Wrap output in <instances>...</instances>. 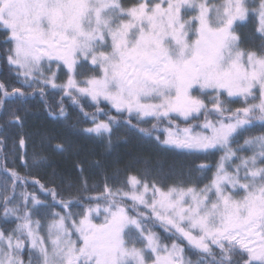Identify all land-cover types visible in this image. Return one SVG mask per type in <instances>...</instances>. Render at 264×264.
<instances>
[{"label": "snow or ice", "instance_id": "6c2138e0", "mask_svg": "<svg viewBox=\"0 0 264 264\" xmlns=\"http://www.w3.org/2000/svg\"><path fill=\"white\" fill-rule=\"evenodd\" d=\"M0 62V264H264V0H0ZM37 96L53 120L69 99L107 149L124 128L203 162L137 159L142 175L116 168L102 190L54 169L29 191L73 149L21 133L25 173L7 166L12 105Z\"/></svg>", "mask_w": 264, "mask_h": 264}, {"label": "trees", "instance_id": "16d2710c", "mask_svg": "<svg viewBox=\"0 0 264 264\" xmlns=\"http://www.w3.org/2000/svg\"><path fill=\"white\" fill-rule=\"evenodd\" d=\"M250 27L249 25L247 28L243 29V31L248 32ZM5 72L6 69L3 67V62H0V80L4 78L3 74ZM60 95V93H57L54 96H50L49 102L54 104L57 103L60 100ZM64 104L69 112L67 120L51 119L44 105L39 101L38 96L28 102L26 115L24 107L20 106L19 103L12 105V107L21 108L20 114L25 116V119L22 129L12 127L7 131L8 140L4 151L12 153L13 143L16 145V151L14 153L16 158L12 161L11 156H9V162H7L9 168L17 167L22 175L25 173V169L19 167L21 164L19 159L21 152L19 148V135L21 133H34L38 129L47 130L55 137L52 141L53 145L58 141L70 142L73 145V149H69L66 153H50V159L52 161L50 167H37L31 170V174L27 177L29 181V191L40 193L38 184L33 187V182L35 180H39L40 183L51 187V181L53 179L52 172L54 169L59 175L70 178L76 182L77 186L86 178L89 187L93 184H98L100 190H102L104 176L106 174L111 176L116 168L124 169L126 165H131L130 170L132 172L142 175L144 164L143 162L136 163L137 159L141 161L149 159L152 164H155L157 161H163L165 167L181 163L187 167L198 165L203 162L202 159L196 157H176L172 153L161 152L138 133L128 131L124 128L120 129L113 137V147L107 149L106 145L98 139L82 133V129L89 125L78 119V108L74 107L67 98H65ZM86 110L92 111L93 109ZM4 119H6V117L0 115V123H3ZM143 126L150 127V124ZM242 141L243 137H241V142ZM38 144L39 138L32 136L29 140L27 149L29 158H31L33 151H39ZM97 161H101L106 167H97ZM116 161H119V163H116ZM77 163L82 164L84 169L83 173L76 167ZM61 187H65V185ZM73 191H75V189ZM157 231L162 232V229L157 227ZM192 259H195V256H192Z\"/></svg>", "mask_w": 264, "mask_h": 264}, {"label": "rangeland", "instance_id": "374dc122", "mask_svg": "<svg viewBox=\"0 0 264 264\" xmlns=\"http://www.w3.org/2000/svg\"><path fill=\"white\" fill-rule=\"evenodd\" d=\"M66 77L61 73L60 75V80L58 82H63V80L65 79Z\"/></svg>", "mask_w": 264, "mask_h": 264}]
</instances>
